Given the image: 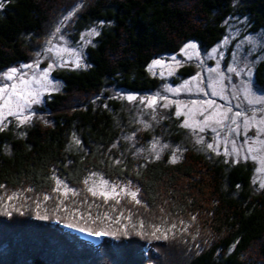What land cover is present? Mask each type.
I'll return each mask as SVG.
<instances>
[{
	"label": "trees",
	"instance_id": "1",
	"mask_svg": "<svg viewBox=\"0 0 264 264\" xmlns=\"http://www.w3.org/2000/svg\"><path fill=\"white\" fill-rule=\"evenodd\" d=\"M75 1L5 0L0 71L28 61L44 40V27ZM235 14L248 17L250 30L262 27L264 0H85L77 7L75 29L101 22L95 42L85 49L86 66L53 72L61 87L44 99L49 121L0 130V186L45 191L55 175L77 185L88 171H99L131 182L141 203H128L136 214L127 219L133 220L127 235L121 229L97 244L73 232L106 228L108 219L86 223L65 212H0V222L14 220L10 230L0 228V250L9 246L0 264H10L9 255L12 264H264V190H252L250 162L229 164L190 147L175 163L165 155L133 159L112 146L126 114L107 88L156 89L161 79L148 71L153 58L175 53L188 39L202 49L213 45L224 31L223 18ZM192 70L187 64L178 74ZM253 80L264 89V58L255 65ZM102 211L114 221L111 209ZM147 216L177 228L167 239L145 237L138 223ZM119 223H111L112 230L120 229Z\"/></svg>",
	"mask_w": 264,
	"mask_h": 264
},
{
	"label": "rangeland",
	"instance_id": "2",
	"mask_svg": "<svg viewBox=\"0 0 264 264\" xmlns=\"http://www.w3.org/2000/svg\"><path fill=\"white\" fill-rule=\"evenodd\" d=\"M84 1L76 0L71 7L61 9L44 27V40L28 61L10 64L0 71V88L7 85L11 93V86L15 84L17 91L16 95L0 93V124L3 127L20 129L33 121H49L44 99L61 87L53 72L86 66L85 49L95 42L101 22L96 20L83 28H74L73 15ZM4 2L0 0V11ZM222 22L224 31L213 45L202 49L195 40L188 39L175 53L152 59L148 71L161 79L156 89L130 92L111 86L107 88L114 99L121 101L126 114L122 122L119 120L122 130L112 146L117 153L133 159L155 160L165 155L169 161L174 156L178 161L184 149L190 147L229 164L250 162V186L254 192H260L264 190V89L254 83L253 71L264 58V26L250 30L248 17L241 14L226 16ZM187 64L193 70L185 76L178 74L180 67ZM12 69L17 71L9 80L7 74ZM5 100L10 101L9 107L14 115H7ZM236 112L241 115L236 117ZM24 116H30V121L21 124L20 119ZM246 120L249 121L247 126ZM185 121L191 126L184 127ZM209 144L212 148L208 147ZM53 180V186L45 191L0 186V212L12 210L20 216L65 212V216H75L72 218L76 220L86 219V223L96 220L104 224L102 210L111 209L114 212L111 216L115 219L122 214L120 226L124 225L126 229L133 226V220L127 223L128 217L133 219L136 214L128 208V203L135 205L129 196L120 193L119 204L116 199L105 203L102 196H93L89 191L94 188L97 192L106 190L110 193L113 185L117 192L125 187L136 191L131 182L106 177L99 171H88L77 185L68 183L59 175ZM101 180L109 181V185H102ZM57 181L60 182L59 191L56 190ZM64 185L70 191H66ZM9 196L15 198L9 200ZM45 196L49 198L45 200ZM157 219L144 218L143 236L155 238L152 233L156 226L161 230L157 236H161V232L173 231L172 225L175 224ZM13 221H1L0 228L10 230ZM15 222L21 224L18 220ZM73 233L93 244L102 238L77 231ZM11 234L15 235L14 231ZM8 247L0 250V258L8 256ZM9 257L8 263L12 264Z\"/></svg>",
	"mask_w": 264,
	"mask_h": 264
},
{
	"label": "snow or ice",
	"instance_id": "3",
	"mask_svg": "<svg viewBox=\"0 0 264 264\" xmlns=\"http://www.w3.org/2000/svg\"><path fill=\"white\" fill-rule=\"evenodd\" d=\"M193 47H194V45H193ZM157 63H159V61H157ZM26 67H28V66H26ZM16 71H17L16 69H12L10 71V73L7 74V79L11 80L13 78V75L16 73ZM45 79H47V75H45ZM11 87H12L11 93L8 92V86L7 85L4 88H0V93L6 94V95H16L17 94L16 85L13 84ZM130 99H131V97H130ZM153 103H154V101H153ZM211 103L212 102H209V105H211ZM9 104H10V101L9 100H5L4 107L8 109L7 115H14V113L12 112V109L9 107ZM17 107H19V106H17ZM240 115H241L240 112H236L235 113L236 117H239ZM29 121H30V116H24L22 119H20V123L21 124L27 123ZM262 122H264V121H262ZM233 123H235V120H233ZM248 123H249V121L246 120L245 121L246 126L248 125ZM3 126H4L3 124H0V130H3ZM183 126L184 127H190L191 125H189L187 123V121H185ZM153 147H155V144L153 145ZM208 147L212 148V145L209 144ZM177 159H178V157L174 156L173 159L171 160V162L175 163ZM85 183L87 184L88 181L86 180ZM100 183L102 185H104V186H108L109 185V181H107V180H101ZM59 185H60V182L57 181V189H56L57 191H59ZM64 188H65L66 191H70L69 189H67V185H64ZM89 191L92 193L93 196H97V195L102 196L104 198L105 203H107L109 199H116V203L119 204L120 203V199H119L120 193H124L125 195L129 196L131 198V200L135 201L137 204L141 203V201L137 199V191H129L127 189V187L121 188L120 192L116 191V186L115 185H113L111 187V192L110 193L108 191H106V190H102L100 192H97L94 188H89ZM14 198H15V196H9L8 197L9 200H12ZM48 198H49L48 196H45V200H47ZM37 207H39V204L37 205ZM113 210H115V208H113ZM77 214H79V213H77ZM121 216H122V214H121ZM121 216H117L116 219L114 221H112L111 217H109L107 213L104 214V218L110 220L111 223H119L120 220H121ZM40 218L41 219H46L47 217L46 216H41ZM88 219H91V217L89 216ZM97 219H99V217H97ZM193 219H195V217H193ZM111 223L106 228L99 229V230L86 229V228H83V227H80L78 230L81 231V232L87 231L89 235L102 237V236H115V235H117L118 233L121 232V229H123L124 230L123 234L127 235V229L125 228L124 225H121L120 229L112 230ZM67 226L70 227V228L76 227V225L73 224V223H69ZM140 226L143 227V223L142 222H141ZM172 227L174 228L175 225H172ZM160 231L161 230H160L159 226H156L154 228V230H153L152 235L156 239H160L161 236L164 239H167V233L166 232H161V236H157L156 235V233L160 232ZM168 231H171V229H168Z\"/></svg>",
	"mask_w": 264,
	"mask_h": 264
}]
</instances>
